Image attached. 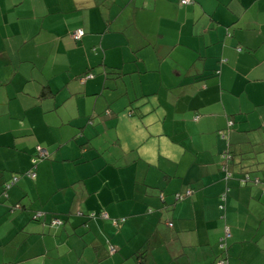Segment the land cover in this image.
<instances>
[{
	"label": "crops",
	"instance_id": "1",
	"mask_svg": "<svg viewBox=\"0 0 264 264\" xmlns=\"http://www.w3.org/2000/svg\"><path fill=\"white\" fill-rule=\"evenodd\" d=\"M226 228L264 264V0H0V264H215Z\"/></svg>",
	"mask_w": 264,
	"mask_h": 264
},
{
	"label": "trees",
	"instance_id": "2",
	"mask_svg": "<svg viewBox=\"0 0 264 264\" xmlns=\"http://www.w3.org/2000/svg\"><path fill=\"white\" fill-rule=\"evenodd\" d=\"M179 1V4L181 5V6H188V5H190V4H193L194 3V0H191L189 3H187V4H183V3H181V0H178ZM77 30H81L82 32H83V34L81 35V37L84 35V30L83 29H76V30H74V31H77ZM72 34H73V32H72ZM72 34H71V37H72ZM81 37L79 38V39H74L73 37H72V39L73 40H75V41H78V40H80L81 39ZM42 149H44V148H42ZM46 152H47V150L46 149H44ZM48 153V152H47ZM37 156H35L34 157V159H35V162H33V164L35 165L36 164V162H37V160H40L41 158H38V152H37V154H36ZM49 155V154H48ZM48 157V156H47ZM46 157V158H47ZM42 159H44V158H42ZM229 159L231 160L232 159V156H231V150H229V149H227L226 151H225V153L223 154V162H222V165H221V170L225 173V178L227 179H229V178H231L232 177V173H231V170H230V168H229ZM29 175V174H28ZM248 176V175H247ZM29 177V176H28ZM15 178V177H14ZM255 179V180H254ZM253 179V181H260L259 180V178L258 177H255ZM240 180H242V179H240ZM246 180H249L250 181V177H247V179ZM15 181L16 180H14L13 179V181L11 182V183H15ZM244 182V181H243ZM11 183L10 184H7V183H4L3 184V188H4V190H6V188H8V187H10V185H11ZM5 194V193H4ZM192 194V190H186L185 191V193L184 194H177L176 195V199L175 200H182L183 199V197H185V196H190ZM225 195L226 194H222V196H221V200H225ZM221 207H224L223 206V204H221ZM55 220H58L59 221V223H57V224H63V220L62 219H60V218H54ZM124 220V219H123ZM168 224V226H172V223H167ZM223 239L221 238V240H220V242H219V248H220V255L219 256H217V258L215 259V261H214V263L215 264H229V262H228V255H227V250H228V243L226 242V239H228L229 237H230V231H229V229L228 228H226L225 230H224V235H223ZM112 252V251H111Z\"/></svg>",
	"mask_w": 264,
	"mask_h": 264
},
{
	"label": "built area",
	"instance_id": "3",
	"mask_svg": "<svg viewBox=\"0 0 264 264\" xmlns=\"http://www.w3.org/2000/svg\"><path fill=\"white\" fill-rule=\"evenodd\" d=\"M191 0H181V3H185V4H187V3H189ZM83 34V32L81 31V30H77V31H74L73 32V34H72V37L74 38V39H79L80 37H81V35ZM48 156V153L44 150V149H42V148H39V150H38V158H46ZM33 162H35V159H33ZM29 176H31L32 177V175L31 174H29ZM14 180H16V178H14ZM55 222L56 223H59V221L58 220H55Z\"/></svg>",
	"mask_w": 264,
	"mask_h": 264
}]
</instances>
